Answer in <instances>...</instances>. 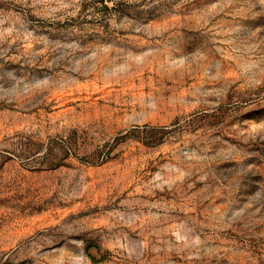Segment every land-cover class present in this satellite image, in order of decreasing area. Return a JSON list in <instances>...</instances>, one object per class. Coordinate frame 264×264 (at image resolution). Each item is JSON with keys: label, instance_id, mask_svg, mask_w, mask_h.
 <instances>
[{"label": "rangeland", "instance_id": "rangeland-1", "mask_svg": "<svg viewBox=\"0 0 264 264\" xmlns=\"http://www.w3.org/2000/svg\"><path fill=\"white\" fill-rule=\"evenodd\" d=\"M0 264H264V0H0Z\"/></svg>", "mask_w": 264, "mask_h": 264}]
</instances>
